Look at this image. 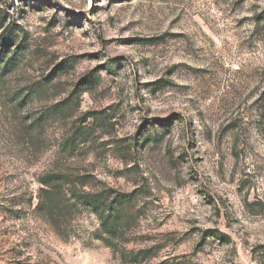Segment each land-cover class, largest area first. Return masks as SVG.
<instances>
[{
  "label": "rangeland",
  "instance_id": "rangeland-1",
  "mask_svg": "<svg viewBox=\"0 0 264 264\" xmlns=\"http://www.w3.org/2000/svg\"><path fill=\"white\" fill-rule=\"evenodd\" d=\"M12 23L26 49L0 76V264H264V0H0ZM51 172L121 198V229L34 214Z\"/></svg>",
  "mask_w": 264,
  "mask_h": 264
},
{
  "label": "trees",
  "instance_id": "trees-1",
  "mask_svg": "<svg viewBox=\"0 0 264 264\" xmlns=\"http://www.w3.org/2000/svg\"><path fill=\"white\" fill-rule=\"evenodd\" d=\"M0 30V76L4 77L22 64L26 46L16 37L15 23L6 27L4 24ZM36 85L18 91L17 94L12 93L13 103L28 105L33 95L39 92L40 84ZM62 110L63 105L57 104L40 112L39 116H34L35 113L32 112L28 116L35 119L30 129L44 130L50 122L59 117L58 114ZM40 184L34 214L42 217L55 229L68 227L85 208L97 217L102 233L112 236L121 229L116 222L118 208L123 204L121 198L114 199L115 202H111L108 207L106 193L91 195V192L84 190L83 183L79 184L75 178L64 173L45 174ZM107 210L112 212L109 214Z\"/></svg>",
  "mask_w": 264,
  "mask_h": 264
}]
</instances>
